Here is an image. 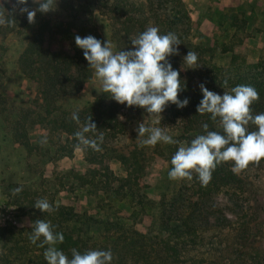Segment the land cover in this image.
Here are the masks:
<instances>
[{
  "label": "trees",
  "instance_id": "trees-1",
  "mask_svg": "<svg viewBox=\"0 0 264 264\" xmlns=\"http://www.w3.org/2000/svg\"><path fill=\"white\" fill-rule=\"evenodd\" d=\"M14 4L15 0H0V13L12 21L11 24L0 25V84L10 79L7 77L6 38L14 32L22 34L29 25L27 14L20 13L18 8L13 12L14 16L11 15ZM227 15L233 19L229 26L224 27V21L218 22L220 28L224 27V32L231 31L222 41L220 52L231 56L229 63L221 64L206 55L208 50L202 42L192 40L194 30L199 27L184 0H61L60 5L47 12L31 34L23 38V50L14 60L13 68L36 88V96L27 107L15 108L11 104L5 105L4 99L8 95L0 90L6 136L24 147L29 155H38L44 163L71 158L77 148H82L87 168L83 173L71 169L72 178L81 186L88 187L91 194L100 196V200L125 203L132 209L131 212L123 210L130 213L128 217L144 214V209L152 203L146 189L156 182L154 163L167 161L170 168L171 158L180 144L203 134V123H208L209 130L222 132L218 120H211L210 114L197 112L202 98L200 83L220 94L230 92L237 85H252L259 93V99L251 106L253 114L264 112V57L251 59L238 47L245 42L243 32L246 33L247 19L244 16L240 18L235 12ZM104 21L111 27L117 51L132 47L130 39L136 38L149 26H157L162 34L173 32L180 38L179 54L169 59L173 67L180 70L181 80L186 82V90L179 95L181 99L189 98V104L184 108L167 104L159 124L161 128H165V124L169 134L180 143L140 146L143 137H137V132L128 144L122 143L130 125L141 119L144 109L117 103L109 94L100 91L101 83L92 100L79 98L94 70L88 67L83 50L75 44V36L93 35L106 40L101 29ZM188 51L198 56L197 64L191 65L193 68H187L189 65L183 62ZM77 110L79 123L72 119V113ZM90 118L96 123L97 132L87 135L95 138L102 133L104 137L100 151L84 148L74 137V133ZM146 125H150L149 122ZM249 130H256V126L250 124ZM114 160L122 163L125 176L115 173L111 166ZM262 162L264 159L259 163L252 162L239 172L232 171V161L223 162L216 167L207 186H201L194 173L193 179H185L182 187L185 211L196 210L201 201L223 190H251L254 185L251 171ZM35 193L40 199L44 198L40 192H24L29 201L26 206L30 218L27 226L0 224V264H46L44 251L47 245L38 247L29 240L37 219L51 220L56 231L64 234V242L57 247L69 257L74 248L80 252L90 249L85 237L90 228L87 225L97 220L85 217L72 205L56 202L55 195L50 193L48 201L55 211L42 213L34 207L37 200L30 198ZM253 199L255 208L243 227L244 234L246 231L249 233L242 235L240 242L245 241L244 247L252 249L256 244L257 257L264 259V190L255 191ZM199 228L193 218L184 216L183 211L175 216L174 212L165 211L161 217L158 242L166 259L175 264H188V258L203 238Z\"/></svg>",
  "mask_w": 264,
  "mask_h": 264
},
{
  "label": "rangeland",
  "instance_id": "rangeland-1",
  "mask_svg": "<svg viewBox=\"0 0 264 264\" xmlns=\"http://www.w3.org/2000/svg\"><path fill=\"white\" fill-rule=\"evenodd\" d=\"M189 7L198 30H194L192 40L202 42L208 51L206 55L212 56L217 62L227 64L230 53L220 52L221 43L231 31L224 32L223 28L232 23V18L227 14L239 13V17L249 16L246 23V35L243 45L238 46L249 58L259 59L264 57L262 43L256 50L254 43L258 42L257 33L262 30L260 24L264 23V2L238 1V0H184ZM61 3L57 0L56 7ZM35 7V6H34ZM55 7V8H56ZM46 13L37 12L34 23L23 30L22 34L11 33L6 38L8 47V72L9 80L0 84L2 93L8 95L4 100L5 105L27 107L36 96V88L14 69V60L23 50V38L30 35L40 19ZM104 18V17H103ZM254 18V19H253ZM224 21L220 28L218 22ZM259 25H256V22ZM250 22V23H249ZM101 29L107 39L116 43L111 37V27L107 22H101ZM257 40V41H256ZM218 42V44H217ZM237 47V48H238ZM261 49V50H260ZM258 57V58H256ZM6 77V78H7ZM100 81L95 77L87 82L80 92L81 100H92L94 93L99 89ZM15 108H13L15 110ZM0 107V224H13L18 227L27 226L29 223V201L25 198V191L40 192L44 198L49 199V193L55 195L56 202L74 206L75 210L84 216L97 220L87 225L88 235H85L90 249L111 250L113 253L112 264H175L166 259L159 244L158 233L161 217L165 211L191 217L197 222L203 238L200 246L188 258V264H264V259L257 257V245L254 248L244 247L240 242L243 227L248 222L254 210V192L264 190V162L257 164L251 171L254 182L251 190H223L212 198L201 201V205L194 211L183 206L184 197L181 195L185 179L170 180L167 172L169 162L156 161V182L146 189L148 198L152 201L144 209V214L137 217H128L130 213L123 210L128 208L125 203L100 200V196L89 192L88 187L81 186L72 178L70 170L85 172L87 163L82 148H77L73 157L43 162L36 154L29 155L27 150L6 136V124L3 121L4 113ZM163 116L162 113L160 114ZM149 116L144 110L141 119L134 120L122 143L128 144L134 136L139 124H145L158 119ZM159 127L158 125H152ZM164 127L169 130L166 125ZM39 133V130H36ZM176 133V131H174ZM111 166L115 173L123 177L126 170L122 163L114 160ZM20 189V191H16ZM184 191V190H183ZM36 194V193H35ZM35 200L39 195H32ZM16 202H24L16 204ZM179 212V213H178ZM7 216L10 218L5 219ZM86 228V227H85ZM85 232V230H84ZM256 248V249H255ZM1 251V246H0ZM44 263L47 262L44 260Z\"/></svg>",
  "mask_w": 264,
  "mask_h": 264
},
{
  "label": "clouds",
  "instance_id": "clouds-1",
  "mask_svg": "<svg viewBox=\"0 0 264 264\" xmlns=\"http://www.w3.org/2000/svg\"><path fill=\"white\" fill-rule=\"evenodd\" d=\"M57 0H15L13 12L26 13L29 23L35 22L37 12L47 13L56 7ZM34 5L35 7H31ZM0 13V25L11 24ZM132 47L115 50L109 39L101 40L93 35L75 36V44L83 50L88 67L94 70L95 77L101 83V92L107 93L117 103L143 108L149 116H157L151 125L143 121L139 124L137 137H143L140 146H155L157 143L178 144L166 128L156 127L161 123V113L167 104L177 108L189 104V98H180V93L187 88L181 80L180 70L173 67L170 57L179 54L180 38L173 32L162 34L157 26H149L136 38L130 39ZM198 56L188 51L183 57L189 67L197 64ZM202 98L197 105V112L210 114V119L217 121L221 131L209 130L208 123H203V134L196 135L190 142L180 144L171 158V167L167 175L170 180L187 179L191 181L196 174L201 186H207L212 180L216 167L232 161L233 172H239L252 162L264 159V112L253 114L252 105L259 99V93L252 85H237L230 92L223 94L209 90L199 84ZM78 111L72 113V119L79 123ZM256 130H249V125ZM96 123L91 118L74 133L75 139L84 148L100 151L103 134L95 138L87 134H96ZM16 191H20L17 189ZM34 207L42 213H52L54 206L46 199H38ZM32 244L38 247L47 245L44 259L47 264H112L111 250L92 249L80 252L72 249L69 257L57 245L64 242V234L56 231L51 220L37 219L29 236ZM39 242V243H38Z\"/></svg>",
  "mask_w": 264,
  "mask_h": 264
},
{
  "label": "crops",
  "instance_id": "crops-1",
  "mask_svg": "<svg viewBox=\"0 0 264 264\" xmlns=\"http://www.w3.org/2000/svg\"><path fill=\"white\" fill-rule=\"evenodd\" d=\"M238 1H243V2H246V1H257V2H264V0H238ZM249 18V16L248 15H246V19H248ZM254 19V18H253ZM250 23V22H249ZM256 25H259V22L257 21L256 23H255ZM261 25V27H262V30L259 32V33H257V36H258V42L257 43H254L255 45H254V48L257 50L258 49V47L257 46H259V44L258 43H262V48L261 49H263V47H264V23L263 24H260ZM257 41V40H256ZM260 49V50H261ZM256 58H258V57H256Z\"/></svg>",
  "mask_w": 264,
  "mask_h": 264
},
{
  "label": "built area",
  "instance_id": "built-area-1",
  "mask_svg": "<svg viewBox=\"0 0 264 264\" xmlns=\"http://www.w3.org/2000/svg\"><path fill=\"white\" fill-rule=\"evenodd\" d=\"M7 218H10L9 216H7L5 219H7Z\"/></svg>",
  "mask_w": 264,
  "mask_h": 264
}]
</instances>
